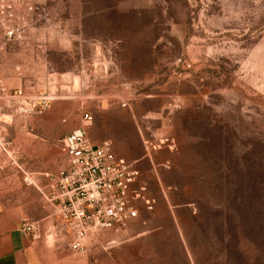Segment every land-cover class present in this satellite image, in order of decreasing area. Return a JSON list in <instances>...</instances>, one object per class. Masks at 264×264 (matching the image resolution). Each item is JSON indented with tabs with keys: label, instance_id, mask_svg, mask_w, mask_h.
<instances>
[{
	"label": "rangeland",
	"instance_id": "rangeland-1",
	"mask_svg": "<svg viewBox=\"0 0 264 264\" xmlns=\"http://www.w3.org/2000/svg\"><path fill=\"white\" fill-rule=\"evenodd\" d=\"M24 2L30 28L0 36V89L23 91L0 98V123L65 135L90 113L113 147L169 152L143 166L157 204L130 240L104 231L48 264H264V0Z\"/></svg>",
	"mask_w": 264,
	"mask_h": 264
},
{
	"label": "built area",
	"instance_id": "built-area-1",
	"mask_svg": "<svg viewBox=\"0 0 264 264\" xmlns=\"http://www.w3.org/2000/svg\"><path fill=\"white\" fill-rule=\"evenodd\" d=\"M34 11V5L25 4L24 0H0V36L9 41L21 38L31 26L24 12ZM6 90L1 88L0 92ZM21 94V89L15 90L14 96ZM83 120L90 123L93 115L86 113ZM61 144L67 164L58 174L54 190L46 197L58 223L53 235L68 234L69 246L76 252H84L86 242L97 239L104 231L115 233L112 239L130 240L133 235L129 229L139 219L140 206L152 212L157 204L156 198L148 193V185L138 184V170L115 153L111 141L93 144L83 128L67 133ZM162 146L175 148L168 139L147 148L155 151ZM36 229V222L23 224L27 233Z\"/></svg>",
	"mask_w": 264,
	"mask_h": 264
},
{
	"label": "crops",
	"instance_id": "crops-1",
	"mask_svg": "<svg viewBox=\"0 0 264 264\" xmlns=\"http://www.w3.org/2000/svg\"><path fill=\"white\" fill-rule=\"evenodd\" d=\"M6 89L0 92V98L11 100L17 97L9 94H14L18 89ZM74 128H83L93 144L119 138L116 132L108 131L101 122L94 120V116L92 122L87 123L82 119L81 123L74 124ZM60 133H54L52 122L0 123V136L3 137L0 139V155H14L11 158L12 172L6 177L11 185L5 187V195L0 194V264H48L54 255L61 253L62 246L69 245L68 234L61 233V237L53 235L58 223L53 216V206L46 198L54 190L56 178L67 164L61 144L66 134ZM138 148L134 149L123 141L115 142L113 147L118 156L125 158L139 171L138 184H142L146 183L142 180L144 164L164 165L169 161V152L161 150L153 157L144 153L146 147L145 151L141 150L140 143ZM26 178L31 183H27ZM148 193L151 195L149 189ZM25 221L36 222V231H24ZM136 222L146 224V220H141V212Z\"/></svg>",
	"mask_w": 264,
	"mask_h": 264
}]
</instances>
